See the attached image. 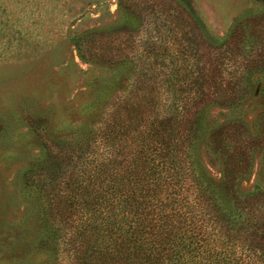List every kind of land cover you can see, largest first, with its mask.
I'll return each instance as SVG.
<instances>
[{"label": "trees", "instance_id": "obj_1", "mask_svg": "<svg viewBox=\"0 0 264 264\" xmlns=\"http://www.w3.org/2000/svg\"><path fill=\"white\" fill-rule=\"evenodd\" d=\"M146 1L119 0L137 27L75 39L83 60L133 61L139 82L112 104L104 152L74 151L67 170L56 159L43 188L58 235L74 264H264V190L243 187L257 143L241 123L204 127L207 110L243 101L242 81L263 66L235 67L236 36H211L193 0ZM204 140L220 180L197 160Z\"/></svg>", "mask_w": 264, "mask_h": 264}, {"label": "rangeland", "instance_id": "obj_2", "mask_svg": "<svg viewBox=\"0 0 264 264\" xmlns=\"http://www.w3.org/2000/svg\"><path fill=\"white\" fill-rule=\"evenodd\" d=\"M193 3L211 36H236L228 41L235 67L253 61L263 66L242 81L243 101L210 108L204 127L246 126L258 150L243 187L259 184L264 190V0ZM122 25L135 28L138 22L119 0H0V264H74L43 184L57 169V158L64 164L74 151H105L102 137L112 104L129 97L139 69L133 61L83 60L75 39ZM195 155L210 176L222 178L223 161L206 140Z\"/></svg>", "mask_w": 264, "mask_h": 264}]
</instances>
